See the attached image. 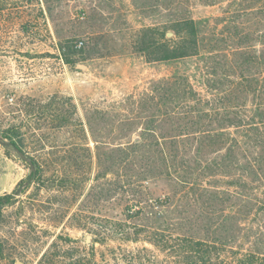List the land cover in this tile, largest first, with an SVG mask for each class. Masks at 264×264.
<instances>
[{
  "label": "rangeland",
  "instance_id": "1",
  "mask_svg": "<svg viewBox=\"0 0 264 264\" xmlns=\"http://www.w3.org/2000/svg\"><path fill=\"white\" fill-rule=\"evenodd\" d=\"M180 16L203 21L202 56L228 53L244 32L256 55L264 53V0H0V133L19 128L23 152L40 166L26 188L30 165L0 144V197L21 192L0 218V264H175L170 251L128 239L165 228L158 213L130 217L133 201L116 192L118 179L97 177L96 135L107 148L138 140L139 131L114 142L113 120L156 113L158 88L176 72L207 95L200 73L207 59L149 62L135 47L147 28L175 32ZM150 98L153 109H141ZM172 205L183 222L177 216L190 209Z\"/></svg>",
  "mask_w": 264,
  "mask_h": 264
},
{
  "label": "trees",
  "instance_id": "2",
  "mask_svg": "<svg viewBox=\"0 0 264 264\" xmlns=\"http://www.w3.org/2000/svg\"><path fill=\"white\" fill-rule=\"evenodd\" d=\"M202 22L180 16L171 25L174 39H167L160 28H147L135 47L149 62L200 57ZM249 39L244 32L228 53L212 48L209 56H202L207 59L205 70H200L207 95L189 76L176 72L158 88L162 103L156 113L113 120L114 142L139 131L138 140L107 148L105 136L96 135L97 177L118 179L116 192L123 191L133 201L130 217L158 213V227L165 228L147 232V240L128 239L170 251L175 264H264V53L257 56ZM129 99L136 103L134 97ZM152 104L150 98L140 106L149 111ZM107 113L97 112L99 122ZM1 136L7 149L23 151L19 128L11 126ZM33 161L37 170L29 175L26 188L40 174ZM153 183L162 188L153 191ZM20 193L0 197V218ZM174 201H184L190 209L183 211V218L177 216L183 222L172 216ZM5 258L0 241V259Z\"/></svg>",
  "mask_w": 264,
  "mask_h": 264
},
{
  "label": "water",
  "instance_id": "3",
  "mask_svg": "<svg viewBox=\"0 0 264 264\" xmlns=\"http://www.w3.org/2000/svg\"><path fill=\"white\" fill-rule=\"evenodd\" d=\"M175 35V32L172 31V30H169L167 32V38L168 39H171L173 36ZM84 68V67H82ZM0 144H2L3 146H6L8 143L7 141H4L2 136H1V133H0ZM15 151L19 154V156L25 161L27 162L30 167H31V170L34 171L35 170V164H34V161L32 158H30L29 156H27L26 153H24L23 151H21L19 148H16Z\"/></svg>",
  "mask_w": 264,
  "mask_h": 264
}]
</instances>
